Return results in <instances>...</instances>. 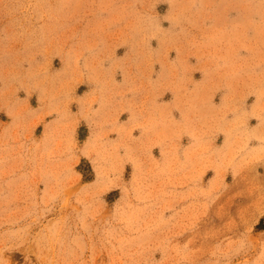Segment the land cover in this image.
<instances>
[{
  "label": "rangeland",
  "instance_id": "rangeland-1",
  "mask_svg": "<svg viewBox=\"0 0 264 264\" xmlns=\"http://www.w3.org/2000/svg\"><path fill=\"white\" fill-rule=\"evenodd\" d=\"M0 264H264V0H0Z\"/></svg>",
  "mask_w": 264,
  "mask_h": 264
}]
</instances>
